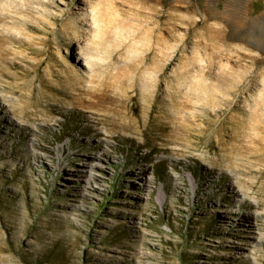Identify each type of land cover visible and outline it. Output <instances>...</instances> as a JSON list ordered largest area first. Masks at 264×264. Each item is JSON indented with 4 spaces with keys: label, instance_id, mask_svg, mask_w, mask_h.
<instances>
[{
    "label": "rangeland",
    "instance_id": "rangeland-1",
    "mask_svg": "<svg viewBox=\"0 0 264 264\" xmlns=\"http://www.w3.org/2000/svg\"><path fill=\"white\" fill-rule=\"evenodd\" d=\"M0 264H264V0H0Z\"/></svg>",
    "mask_w": 264,
    "mask_h": 264
},
{
    "label": "bare ground",
    "instance_id": "bare-ground-1",
    "mask_svg": "<svg viewBox=\"0 0 264 264\" xmlns=\"http://www.w3.org/2000/svg\"><path fill=\"white\" fill-rule=\"evenodd\" d=\"M95 128V127H94ZM99 137V136H98ZM94 149H98V146H95L94 147ZM101 156H104V157H106V158H108V156L106 155V153H102V155ZM99 154H97L95 157H94V159L95 160H97V161H100L103 157H101ZM112 159V158H111ZM46 160V159H45ZM85 161V163H84V166H87V159H85L84 160ZM139 171V170H138ZM84 172V171H83ZM82 171H77L76 173H75V177H77V178H83V177H81V174L83 173ZM146 173H147V170L146 169H144V170H141L140 172H139V175H141L143 178H144V181L145 182H148V179L146 178ZM88 180V179H87ZM93 181H98L99 179H98V177H94L93 179H92ZM84 183L85 184H89L90 183V180L89 181H87V182H85L84 181ZM89 188V187H88ZM93 191H95L96 192V190H93ZM247 192V191H246ZM247 198V197H246ZM244 199V198H243ZM255 216V215H254ZM246 217V216H245ZM226 217L225 216H223L222 217V220L223 219H225ZM240 219V218H239ZM250 220H252V218L250 217V218H244L242 221L243 222H246V223H248V222H250ZM258 224V223H257ZM251 226V225H250ZM247 228V227H246ZM250 231L252 230V229H254V228H248ZM249 232V231H248ZM251 233V232H250ZM253 238V237H252ZM252 238H250L251 240H252ZM247 239H248V237H247ZM255 242V241H254ZM258 243V242H257ZM261 243V242H260ZM238 249H240L239 247L237 248V250ZM255 262V261H254Z\"/></svg>",
    "mask_w": 264,
    "mask_h": 264
}]
</instances>
